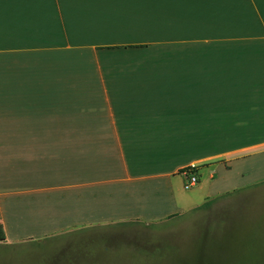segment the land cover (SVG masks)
Returning <instances> with one entry per match:
<instances>
[{"label":"crops","instance_id":"1","mask_svg":"<svg viewBox=\"0 0 264 264\" xmlns=\"http://www.w3.org/2000/svg\"><path fill=\"white\" fill-rule=\"evenodd\" d=\"M262 149L264 0H0V241L53 193L82 227L180 215L212 197L181 168Z\"/></svg>","mask_w":264,"mask_h":264},{"label":"rangeland","instance_id":"2","mask_svg":"<svg viewBox=\"0 0 264 264\" xmlns=\"http://www.w3.org/2000/svg\"><path fill=\"white\" fill-rule=\"evenodd\" d=\"M213 162L193 163L198 184L212 195L208 202L149 225L82 227L71 214H62L68 196L60 193L50 196L55 206L48 214L11 209L0 264H264V149L220 166ZM38 236L44 239H10Z\"/></svg>","mask_w":264,"mask_h":264},{"label":"built area","instance_id":"3","mask_svg":"<svg viewBox=\"0 0 264 264\" xmlns=\"http://www.w3.org/2000/svg\"><path fill=\"white\" fill-rule=\"evenodd\" d=\"M179 175L182 177V186L186 190L194 187L199 181L197 165L193 163L181 168Z\"/></svg>","mask_w":264,"mask_h":264},{"label":"trees","instance_id":"4","mask_svg":"<svg viewBox=\"0 0 264 264\" xmlns=\"http://www.w3.org/2000/svg\"><path fill=\"white\" fill-rule=\"evenodd\" d=\"M172 216V215H170ZM6 237L3 225L0 223V240H4Z\"/></svg>","mask_w":264,"mask_h":264}]
</instances>
